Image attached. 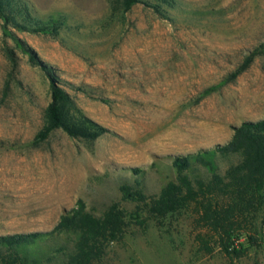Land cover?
I'll use <instances>...</instances> for the list:
<instances>
[{"label":"rangeland","instance_id":"obj_1","mask_svg":"<svg viewBox=\"0 0 264 264\" xmlns=\"http://www.w3.org/2000/svg\"><path fill=\"white\" fill-rule=\"evenodd\" d=\"M15 1L25 23L61 27L15 31L35 63L0 20V235L51 231L80 202L98 216L118 202L133 223L105 264H264V227L246 258L203 256L189 214L138 220L137 203L121 191L138 182L158 194L177 178L175 157L224 144L235 127L264 118V0H145L163 13L143 3L126 11L124 0ZM43 64L87 90L65 87L109 133L90 141L58 129L30 145L51 101Z\"/></svg>","mask_w":264,"mask_h":264},{"label":"trees","instance_id":"obj_2","mask_svg":"<svg viewBox=\"0 0 264 264\" xmlns=\"http://www.w3.org/2000/svg\"><path fill=\"white\" fill-rule=\"evenodd\" d=\"M139 3L163 13L160 6L145 0H124L125 10L130 11ZM15 4V0H0L4 34L13 38L32 62L39 63L34 51L15 31L58 35L61 26L57 21L52 26L25 23L14 14ZM262 53L257 50L248 55L232 74V80ZM43 67L50 78L51 101L46 108L47 122L30 145L41 146L58 129L70 137L90 141L110 132L84 117L65 87L83 92L86 89L63 81L48 66ZM70 109L75 113L71 114ZM218 159L228 161L224 172ZM173 166L177 178L158 194L148 195L138 182L122 185L123 201L137 203L138 220L159 221L170 215L189 214L198 252L203 256L221 253L231 262L248 257L252 249L262 245L264 118L235 127L233 136L224 144L175 157ZM131 216L118 202L100 216L80 202L51 231L0 235V264H105L111 245L122 242L129 233Z\"/></svg>","mask_w":264,"mask_h":264}]
</instances>
